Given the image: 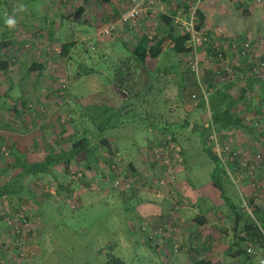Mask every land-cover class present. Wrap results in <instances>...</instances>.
Wrapping results in <instances>:
<instances>
[{
  "label": "trees",
  "instance_id": "trees-1",
  "mask_svg": "<svg viewBox=\"0 0 264 264\" xmlns=\"http://www.w3.org/2000/svg\"><path fill=\"white\" fill-rule=\"evenodd\" d=\"M191 4L192 0H189L188 5ZM171 7L173 10L157 14L158 19L162 22L161 30L153 32L149 36L140 33L132 44L123 42L127 56L124 58L125 60L121 59L118 64L113 66L112 76L108 79L115 90L113 99H110L108 95L98 97L97 94H93L90 95L93 99L85 100L83 105H80L82 99H78L77 117L69 116L67 118L73 131L66 136L55 134L51 138L52 144H49L39 158H28L27 145L23 144L20 147L16 140H10L4 135L2 138L0 124V173L4 174L0 180V199L11 202L16 198L17 201H15L16 207L12 211L11 218H6L3 209L0 211L3 231L9 238H15V236H20L23 233L24 230L21 231L24 229L22 218L25 219L28 227L29 217L21 207L27 200L32 201L36 198V193L29 182L34 184L36 180L41 181L44 176H48L57 182L58 186H61L56 170L59 168L62 174L67 175L69 184L63 186L64 196L69 198L67 201L65 199L66 203L63 202L60 206L65 204L68 210H73L82 204V202L79 203L80 199H78L81 192L84 193L86 189L96 187L92 186V182L86 178L87 170L95 169L98 171L97 174L101 181L107 182L109 185V190L104 192L105 194L102 192V195H107L111 190L115 191L116 197L122 200L134 198L135 202L139 199L137 192L151 187V180L157 176L158 168L163 165L161 164V156L155 157L153 148L166 142L174 151L173 143L178 141V136L184 135V131H188L196 134L199 149L204 151L212 162L209 172L210 182L218 189L224 201L229 198L232 220L230 228L234 238V241L229 245L231 249L229 255L231 257L239 256L241 263L258 264L254 262V257L264 255V181L262 180V178L264 179V151L255 148L243 153L231 147L228 139L230 138L229 133L232 131L247 129L252 138L259 136L264 143V133L258 126L259 122L264 121V55H258L256 52L254 54L253 40L246 34L240 36L230 33L231 35L226 38V35L219 33L222 36L214 39L204 29L205 14L203 10L196 6L192 11L193 27L206 32L208 37L206 44L198 46L199 50H203L204 55L208 52L213 53L212 50L214 49H219L220 52L219 56L216 53L213 54V64L204 67V71L199 75V81H197L193 72L186 65V55L191 50V46L187 44L189 34L179 28L178 22H174L173 17L176 15L174 12L177 6L172 5ZM187 8L185 5L182 10L184 13L187 12L186 18L189 17V8L188 10ZM118 15L113 13L112 17H118ZM110 32H114V29ZM4 36L0 30V72L6 69L12 61L8 49L2 51L1 49L13 39L10 36V39L6 40L8 38ZM244 41L248 42V48L244 53H241L235 47L239 45L240 50V44ZM232 42L234 45H231ZM71 44V41L60 43L59 54H65ZM249 54L250 61L247 59ZM182 57H184V61ZM26 70H36L35 77L41 74L40 64L34 60L28 63ZM91 70L92 68H87L86 71L90 72ZM182 72H187L191 76L190 86H195L198 90L196 98L199 101L197 100L193 106H202L201 108L204 109L199 123L189 121L186 117L178 120H167L163 117L161 109L165 104V89L168 88L169 78L166 74H169L172 80L174 77L176 92L180 97L183 96L182 90L186 84ZM57 89H61L60 86L55 88L56 91ZM120 91L124 92V96ZM0 97L4 103L0 104V109L8 111L14 118H19L20 113L27 112L28 108L38 109L36 103H39V100L31 104L21 94L9 95L5 91L0 92ZM251 118H257L259 122L254 121L249 125ZM131 126L139 129H151L155 134L154 139L141 148L143 150V162L140 163V166H137L133 160H128L126 170H123L122 167L120 168L122 157L118 152V146L115 144V137L121 135L120 130ZM211 127L218 133L220 142L228 145L229 152H223L222 158L213 151L207 142ZM253 128L256 131L253 130L254 132H252ZM62 131L60 129V133ZM31 137L32 132H29L30 143L33 141ZM146 148L147 153H145ZM253 153H259V158L253 167H249L251 158L248 157ZM243 155L248 157L245 162H240ZM174 159V166L175 161L180 160L185 168L189 167L184 162L186 161L185 157L178 156L176 152ZM224 167L230 168L232 172L243 170L248 172V174L243 173L240 177L236 176L241 185L248 180H252V182L262 180L251 194L240 191L244 203H242L241 196L235 195L237 201L234 202L230 196L225 195V189L221 185L219 177V172L225 173ZM116 177L123 179L113 185L112 182ZM90 180L94 181V179ZM225 181L227 182L226 179ZM126 183L127 185H125ZM173 188L174 193H177L175 182ZM177 197L179 201L178 194ZM163 198L167 202L168 213L172 216L175 213L174 210L170 211L172 203L168 201L167 197L164 196ZM44 212L46 218L47 211ZM6 219H10L12 225H8ZM134 221L136 223H133L131 228L138 231L141 242L150 243L148 240L151 238L146 237L145 233H150L152 236L161 234H151L150 230L152 231L156 227H163V230L165 228L160 223L153 224L146 217L135 218ZM143 221L147 224L146 229L140 227ZM14 228H18V232H13ZM28 233L25 231V235ZM12 243L15 244L13 251L18 256L23 253L24 257L30 258L39 250L36 242H25V239H20L17 242L12 240ZM173 243L176 242H171L170 250H173ZM176 245L175 250L178 247L177 243ZM251 250H255V253ZM101 264L126 263L109 249L105 251V259ZM194 264L217 263L197 258Z\"/></svg>",
  "mask_w": 264,
  "mask_h": 264
},
{
  "label": "rangeland",
  "instance_id": "rangeland-1",
  "mask_svg": "<svg viewBox=\"0 0 264 264\" xmlns=\"http://www.w3.org/2000/svg\"><path fill=\"white\" fill-rule=\"evenodd\" d=\"M23 1L25 2L23 3ZM35 1L10 0V7L0 10V30L1 26H4L1 23V18L4 24L9 17H14L17 21V32L12 34V37L19 38V44L22 45L19 52L24 55L22 59L25 61L14 65V70L12 69L10 73L15 78L24 71L19 79L16 77L15 81L14 79L10 80L0 74L1 93L10 83L11 85L6 90L7 94H21L31 104L39 100V103H36L38 109L28 108L27 112L20 113L19 118H14L8 111L1 108V133L2 138L4 135L10 140L14 139L20 147L23 144L27 145L26 151L29 159L39 158L49 144H52L51 138L55 134L66 136L73 131L67 118L69 116L77 117L78 99H82L80 105L85 104V100L93 99L90 97L93 94H97L98 97L108 95L110 99H113L115 90L108 79L112 76L113 66L118 64L119 60H125L124 58L127 56L123 42L132 44L140 33L152 35L153 32L162 29V26H157L158 17L156 14L146 17L142 11L131 28H124L116 23L117 28L114 29V32L106 35L100 33L101 26L110 23V20H116L117 16L113 18L112 14L115 10H119L118 3L121 0H60L62 4L58 7L59 9L53 8L47 19L43 18L42 14L47 13L48 4L42 7L44 4L42 2L37 9ZM197 4L207 10L209 26H217V30H221V33L229 31L240 36L248 35L252 40L254 39L252 46L254 54L256 52L258 55H264V0H198ZM20 5L25 6L26 10L16 11ZM177 17H180L181 20L187 19L185 15L177 14ZM145 19L147 23L143 24ZM17 26H61V29L57 32L56 38L47 40L40 29L18 28ZM34 40H38L40 45H37ZM67 41H71L72 44L65 54L60 55L59 45ZM53 42L56 44L53 45ZM41 50L47 51L44 58L45 67L41 74L35 77L36 71H28L26 67L34 52L37 54ZM198 58L200 67L203 64L209 66L214 62L212 59H210L211 63L204 61L203 50L199 51ZM182 60L184 61V57ZM87 68H92V70L88 72ZM166 75L169 78L168 88L165 89V104L161 109L163 117L167 120L186 117L189 121L199 123L204 109L201 108L202 106H193L194 100L196 99L195 102L198 100L196 98L198 90L195 86H190L191 76L187 72H182L186 84L182 90L183 96L179 97L173 75V80L170 79L169 74ZM59 86L61 89L56 91L55 88ZM1 97L0 104H4ZM5 97L7 98V96ZM254 121H258V119H249V125ZM258 126L264 133V121L259 122ZM60 129L63 130L61 133ZM253 130L256 131L253 128L252 132H254ZM29 132H32V143L28 139ZM184 132V135L178 136V141L173 143L174 152L178 156L185 157V164L189 166L187 170L180 160L175 161V172L178 173L174 182L177 181L178 192L176 194L179 195V200H185L188 197L189 182L192 180L197 184L199 182L206 184L212 166L207 154L199 149L196 134ZM120 133V136L115 137V144L122 157L120 168L126 170L128 160H133L137 166H140V162H143L141 148L154 139L155 132L151 129H139L131 126L120 130ZM229 134V144L240 152L244 153L255 148L264 151V143L260 137L252 138L247 129H236ZM26 141L28 142L25 143ZM207 142L210 145L208 139ZM145 151L147 153V148ZM224 168L225 173L219 172V177L220 183L225 189V195L230 196L233 193L240 197L241 182L236 176L240 174L238 176L240 177L243 173L248 174V172L243 170L234 175L230 168ZM56 170L61 186H58L57 182L48 176H44L41 181L36 180L34 184L29 182L36 193V198L32 201L27 200L21 207L29 217L28 229L24 230L20 236L11 239L3 231L2 219L0 220L1 248L13 250L15 244L12 243V240L17 242L20 239H25V242H36L39 246L38 252L30 258L24 257L23 253L19 256L15 254L12 260L10 259V263L14 262L13 259L26 258L24 264L28 261L30 264H101L105 259V251L111 249L126 264H148L145 251L147 247L137 244L138 241H136L137 237H140L138 231L133 230L134 232L130 235L133 240L125 238L124 232H121L122 236H120L119 226L116 221L111 220L112 216V218L120 220V209L115 206L120 205L123 201L116 197L115 191L110 190L107 195H102V192L109 190V185L107 182L101 181L97 174L98 171L87 170V180L96 187L86 189V192L83 193L82 204H79L76 209L68 210L67 205L60 206L65 202V199L67 201L69 198L64 196L63 188L66 186L65 184L69 185L67 175L62 174L59 168ZM3 177L4 174L0 173V180ZM90 179H94V181ZM262 180L264 181L263 178ZM262 180L253 182L248 180L245 183L247 187L256 189V184L259 185ZM143 190L152 191L150 187ZM184 200L182 203H185ZM15 201L16 198L11 202L6 199L1 201V209L4 210L3 214L6 218H11L12 211L16 207L17 201ZM110 202H114L115 206ZM44 211H47L46 218ZM113 227L118 233L116 235L120 237L114 239L111 237L110 230ZM25 231L29 233L25 235ZM113 241L116 242V245L112 244ZM10 263L8 260L4 262V264Z\"/></svg>",
  "mask_w": 264,
  "mask_h": 264
},
{
  "label": "crops",
  "instance_id": "crops-1",
  "mask_svg": "<svg viewBox=\"0 0 264 264\" xmlns=\"http://www.w3.org/2000/svg\"><path fill=\"white\" fill-rule=\"evenodd\" d=\"M135 0H121L118 4V9L115 10L114 13L119 14L121 10H123L127 5H129L131 2ZM25 1H23L24 3ZM44 2L42 7L45 5L48 8L47 13H43V18L47 19V16L51 15V10L53 8L59 9L60 6V0H36L35 4L38 9V6L41 5V3ZM10 0H0V10L2 11L4 8L10 7ZM189 4V0H143V14L144 16L148 17L151 14H158L159 12L167 13V11L173 10L172 5L177 6V9L175 10V16L173 17L174 22L181 20L180 17H177V14L185 15L187 12L184 13L183 8L186 5V7L189 8L191 5ZM158 6V7H157ZM196 6L203 10L205 14L204 18V29L206 32L210 33L212 37L218 38L222 36L220 31L217 30V26H209L207 23V17L209 16L207 10L196 4ZM78 8L81 7L78 4ZM187 8V10H188ZM248 12V11H247ZM29 14L31 12L29 11ZM31 18V16H30ZM23 20L25 18H22ZM146 24V19L143 20ZM1 23H3L4 26H1V33H4V37L8 38L6 40L11 38L13 39L12 42H7L5 47H2V50L8 49L10 52V63L8 64V67L4 70H1L0 74L4 76L5 78H10L16 80L12 77L10 74L12 72V69L14 70V65H19L20 62H25L22 57V55L19 51L21 49L19 44V38L12 37V34H16L17 29L16 26L13 29H9L7 26H5L4 21L1 18ZM157 26H162V22L158 19ZM18 28L21 27H27L30 26H17ZM30 28L40 29L43 31V35L47 40H50L51 38H56L57 32L61 29V26H31ZM33 30V29H32ZM34 34V33H33ZM224 35H226V38L228 35H231L228 31L227 33L223 32ZM249 37V36H248ZM253 38V35H252ZM254 40V39H253ZM38 40H34L37 45H40V43L37 42ZM53 45L56 43H52ZM47 51L41 50L40 52L36 54L34 52L33 57L29 59L38 62L40 64V70H44V58ZM13 56V57H12ZM28 62V63H29ZM18 68V67H16ZM32 71V70H29ZM36 71V70H35ZM24 71L21 72L20 76L23 75ZM37 73V71H36ZM36 76V75H35ZM17 77V79H19ZM11 84H7L4 88L5 92L8 87ZM1 92V90H0ZM185 162V161H184ZM141 163V162H140ZM189 167H187L188 170ZM178 173V172H177ZM177 173L175 172V177H177ZM236 172H234L235 175ZM240 175V174H239ZM237 175V177L239 176ZM208 180V179H207ZM206 182V181H205ZM202 183H194L193 180L189 182V188L190 190L188 193V197L184 200L185 203H182L183 200H179L180 205L178 210H176L175 214L172 216L168 213L167 208V202L165 198L161 197L160 195L148 191V190H141L137 192V197L139 198L137 201L134 202V198H131L130 200H122L123 202L120 203V205L112 203L115 207H118L120 209V220H116L115 218L111 217L112 221H116L117 226H119L120 236L121 232H124L125 238L131 239L130 235L134 232L131 228L132 225H134L135 218H142L146 217L150 222L153 224H162V225H173L174 230H170L168 233L164 232L161 233L159 236H153L151 237L150 233H145L146 237H150L151 239L148 240L150 243L141 242L140 237H137L138 243L137 244H143L147 248L145 251L147 252V263L148 264H194L195 259L202 258L210 261H214L217 264H250L247 262L241 263V258L239 256L237 257H231L229 255V252L231 249L229 248V245L234 241L233 233L231 231V215H230V203L229 198L226 199L227 201H224L218 189L212 185L209 180L206 182V184ZM211 184V185H210ZM258 186V184H256ZM177 181H175V189L176 192H178ZM249 187V186H248ZM246 183H243L240 186V191H244L246 194H251L255 189L248 188ZM252 187V186H251ZM103 194H105L103 192ZM185 194V193H184ZM242 203H244V199L242 195L240 194ZM230 197L231 200L234 202L237 201L235 195L231 193ZM84 196L81 192L78 199H80L79 203L82 202ZM188 199V200H187ZM3 201V200H2ZM109 201V200H108ZM244 206L248 208L245 204ZM113 210V209H111ZM0 211H1V199H0ZM133 218V219H131ZM1 220V219H0ZM115 227L110 230L111 237L117 238L120 236H117L115 232ZM144 235V234H143ZM133 240V239H131ZM0 241H1V228H0ZM172 241H175L178 244V247L176 250H170V244ZM8 243V242H6ZM9 244V243H8ZM113 245H116V242L113 241ZM6 248L9 246H5ZM15 251L8 250L1 248V242H0V264H4L5 261L11 262L10 259L15 255ZM137 255V254H136ZM7 259V260H5ZM254 262L258 263L257 257H254ZM14 262L10 264H24L26 261V258L24 259H16Z\"/></svg>",
  "mask_w": 264,
  "mask_h": 264
},
{
  "label": "built area",
  "instance_id": "built-area-1",
  "mask_svg": "<svg viewBox=\"0 0 264 264\" xmlns=\"http://www.w3.org/2000/svg\"><path fill=\"white\" fill-rule=\"evenodd\" d=\"M198 0H192V4L190 7L189 11V17H187L186 20H176L178 21V24L180 25L179 28L182 30H185L188 32L189 37L187 39V44L191 46L190 53L186 55V65L188 68L193 72L195 78L197 81H199V75H201L204 71V67L206 66L203 64L201 67L198 63L199 58H198V53H199V45L201 44H206L208 41V37L206 32L200 31L198 29H195L193 27L192 23V11L196 7ZM143 11V0H135L129 5H127L121 12L119 13L118 17L116 20L111 21L110 23L101 26L99 28V32L102 34H108L112 29L117 28L115 26L116 23L119 25H122L124 28H131L132 25L134 24L135 20L137 19L138 16L141 15V12ZM149 36V35H147ZM231 45H234V42L231 43ZM237 51L244 53L247 48H248V42L244 41L240 44V50H239V45L235 47ZM212 52H208L207 54L204 55V61L211 63L210 59L214 60L213 54L216 53L217 56L220 55L219 49H214ZM215 51V52H214ZM204 54V53H203ZM248 61H250V54L247 57ZM200 84V83H199ZM203 88V86L201 85ZM201 88V91L203 89ZM203 93V92H202ZM194 96V94H192ZM196 100V99H195ZM195 100L193 103H195ZM208 141L210 142L211 148L213 151L222 158V153L223 152H229L228 145L226 143L220 142L218 139V133L211 127V131L208 134ZM174 148V147H173ZM153 153L155 157L161 156V164L162 167L158 168V174L157 176L151 180V187L150 189L160 195L161 197H167L168 201L172 203V209L170 211H175L179 208L180 202L178 201L177 194L174 193V188H173V183L175 179V166L173 165L174 162V157H175V152L172 151V148L166 144V142L162 143V145L153 148ZM248 156H241L240 162H245V159H247ZM248 158H251V161H249V167H253L259 158V153H253L251 156ZM121 177H116L112 184L116 185L118 182L121 181ZM130 179V178H128ZM127 185V183L125 184ZM23 224H24V229H21V231L28 229L27 227V222L25 221L24 218H22ZM6 222L8 225H12V221L10 219H6ZM15 226V225H14ZM146 222L143 221L140 224L141 229H146ZM165 228L163 230V227H156L152 231L150 230L151 234H156V233H164V232H169L170 230H174L173 225H164ZM18 228H14L13 232H18ZM151 237H153L151 235ZM176 243L172 245V249L175 250ZM251 252L255 253V250H251ZM258 264H264V255H260L257 257ZM27 264H30L27 262Z\"/></svg>",
  "mask_w": 264,
  "mask_h": 264
},
{
  "label": "clouds",
  "instance_id": "clouds-1",
  "mask_svg": "<svg viewBox=\"0 0 264 264\" xmlns=\"http://www.w3.org/2000/svg\"><path fill=\"white\" fill-rule=\"evenodd\" d=\"M25 10H26L25 6L23 5H20L19 8L16 9V11H19V12H23ZM5 24L9 29H13L15 28L17 21L14 17H9L5 20Z\"/></svg>",
  "mask_w": 264,
  "mask_h": 264
},
{
  "label": "water",
  "instance_id": "water-1",
  "mask_svg": "<svg viewBox=\"0 0 264 264\" xmlns=\"http://www.w3.org/2000/svg\"><path fill=\"white\" fill-rule=\"evenodd\" d=\"M122 94H123V96H124V92L123 91H120Z\"/></svg>",
  "mask_w": 264,
  "mask_h": 264
}]
</instances>
